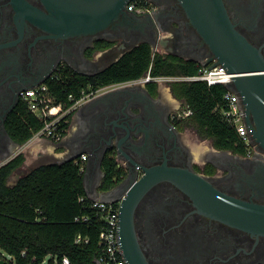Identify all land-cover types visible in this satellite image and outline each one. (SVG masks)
Here are the masks:
<instances>
[{"label": "flooded vegetation", "instance_id": "obj_1", "mask_svg": "<svg viewBox=\"0 0 264 264\" xmlns=\"http://www.w3.org/2000/svg\"><path fill=\"white\" fill-rule=\"evenodd\" d=\"M127 1L0 0V159L18 144L8 120L20 115V93L51 77L60 80L63 69L93 76L141 44L197 66L214 63L208 47L185 25L177 0H138L150 8L142 14L125 10ZM222 1L235 29L264 58V0ZM83 2L99 7L91 9L101 17L85 32L62 29L60 9ZM113 4L115 17L109 12ZM163 82L103 87L88 101L99 99L76 112V130L68 139L67 157L89 151L87 192L117 211L124 264H264V236L201 214L188 195L161 177L169 169L187 171L227 195L264 204V153L253 144L244 154L218 149L200 138L188 125L192 113L171 90L181 82ZM89 137L98 141L85 148ZM106 157L120 174L107 190L101 170ZM55 162L48 156L38 161L39 166Z\"/></svg>", "mask_w": 264, "mask_h": 264}, {"label": "trees", "instance_id": "obj_2", "mask_svg": "<svg viewBox=\"0 0 264 264\" xmlns=\"http://www.w3.org/2000/svg\"><path fill=\"white\" fill-rule=\"evenodd\" d=\"M200 67L193 62L152 53L141 44L120 61L93 76H84L69 69L61 72L62 82L51 88L66 102L70 94L79 96L82 89H101L107 85L137 80L150 69L152 77L190 76ZM174 95L191 111L190 125L202 139L212 141L218 149L245 153L246 144L238 138L218 111L223 86L208 87L204 82H181L172 85ZM18 117L8 120L10 137L19 145L28 142L42 124L20 103ZM72 114L62 121L67 129ZM65 133V132H64ZM24 162L22 154L0 166V261L5 264H60L64 257L70 264H95L100 256L99 234L103 223L91 209V200L83 186L84 165L79 161L39 166L14 184L11 175ZM114 160L104 158L103 189L113 187L120 174ZM83 198V201L79 199ZM86 216L87 223L75 218ZM80 241L76 242V238ZM10 257V260H7Z\"/></svg>", "mask_w": 264, "mask_h": 264}, {"label": "water", "instance_id": "obj_3", "mask_svg": "<svg viewBox=\"0 0 264 264\" xmlns=\"http://www.w3.org/2000/svg\"><path fill=\"white\" fill-rule=\"evenodd\" d=\"M177 2L185 16V25L191 28L210 51L214 63L209 65V68L219 65L225 68L227 73L234 75L228 87L240 98L250 143L264 153L263 56L235 29L222 0H177ZM91 8L99 9V7ZM91 8L86 7L84 2L75 9L63 6L60 9L63 17L60 26H63L62 29L67 32L73 30L85 32L91 23L98 20L96 18L101 17L100 13H95ZM117 11L118 6L114 4L109 8L113 17L117 15ZM99 98V96L93 98L87 105ZM97 141V137L86 138L85 148L90 147V144L95 145ZM68 147L67 143L65 148L69 151ZM20 148L21 145H15L10 154L0 159V166L13 158V154ZM84 153L89 154V151L82 149L54 164L75 161ZM87 171L88 162L85 163L83 172V186L88 198L105 202L87 192L85 186ZM161 177L170 180L188 195L201 214L239 230L264 236V204L227 195L216 189L207 179L187 171L169 169ZM144 178L145 176L141 180ZM0 264L5 263L0 261ZM95 264L100 263L95 262Z\"/></svg>", "mask_w": 264, "mask_h": 264}, {"label": "built area", "instance_id": "obj_4", "mask_svg": "<svg viewBox=\"0 0 264 264\" xmlns=\"http://www.w3.org/2000/svg\"><path fill=\"white\" fill-rule=\"evenodd\" d=\"M128 12H137L139 14L149 12L143 3L138 0L129 1L126 6ZM198 72L194 75L172 76V77H152L150 69L139 80L142 82H161L165 80L178 82H204L208 87L223 86L225 91L221 95L220 106L215 108L227 125L234 129L238 138L246 145H250V137L248 128L244 123V113L240 104L239 96L228 87L231 83L233 74L226 72L222 66H199ZM61 76V75H60ZM139 80L132 81L135 83ZM63 79L56 80L53 77L47 81L40 83L37 86L30 87L20 93V99L26 106L28 112L32 114L41 124L42 127L33 135L32 138L43 137L54 142H60L68 131L62 128V121L76 111L84 102L96 96L101 89L93 90L91 87L82 89L79 96L73 94L67 96V101H61L57 93L51 88L53 83L62 82ZM191 112V111H190ZM65 132V133H64ZM84 165L86 154L80 155L76 160ZM83 201V198L79 199ZM91 209L95 217L103 223V230L99 234L100 256L96 262L100 264H124L122 252L118 243L116 215L117 211L110 203H105L99 200H91ZM76 222L87 223L89 218L86 216L75 218ZM81 239L78 236L76 242ZM60 264H70L68 258L64 257Z\"/></svg>", "mask_w": 264, "mask_h": 264}, {"label": "crops", "instance_id": "obj_5", "mask_svg": "<svg viewBox=\"0 0 264 264\" xmlns=\"http://www.w3.org/2000/svg\"><path fill=\"white\" fill-rule=\"evenodd\" d=\"M88 102L89 101L83 103L73 113L69 127H68V131L60 142L56 143V142H54L50 139H47V138L36 137V138H31L28 142L23 144L21 146V148L18 149L12 156V157H15L18 154L23 155L24 162L19 169L24 168L26 165H28V163H31L33 160H34V162H37V161H39V159H41L42 157H45V156L55 157V159L57 161H62L63 159H65V157L69 153V151L65 148V146L68 143V139L72 135V132H74L76 130V126L74 125V121L77 117L76 112L79 111L80 108L82 109L83 108L82 106L87 104ZM84 154H86V153H84ZM85 163L86 162H84V167H85ZM19 169H17V170H19Z\"/></svg>", "mask_w": 264, "mask_h": 264}, {"label": "rangeland", "instance_id": "obj_6", "mask_svg": "<svg viewBox=\"0 0 264 264\" xmlns=\"http://www.w3.org/2000/svg\"><path fill=\"white\" fill-rule=\"evenodd\" d=\"M159 83H164L163 81L159 82ZM207 142V140H205ZM206 144V143H205ZM204 146L202 145L201 146V149H203ZM200 149V148H198ZM48 159H45V161L43 163H46ZM42 164V163H41ZM40 163L37 162H34V160L31 162V163H28V165H26L24 168H21L19 170H17L16 172H14L10 179H9V183L12 185L16 182V180L21 177V176H24L25 174L29 173L31 170L39 167ZM24 166V165H23ZM11 258L10 257H7V260H10ZM3 261V260H1ZM43 264H47V261H45Z\"/></svg>", "mask_w": 264, "mask_h": 264}]
</instances>
